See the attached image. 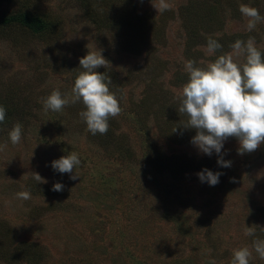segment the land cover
I'll list each match as a JSON object with an SVG mask.
<instances>
[{
    "label": "rangeland",
    "instance_id": "1",
    "mask_svg": "<svg viewBox=\"0 0 264 264\" xmlns=\"http://www.w3.org/2000/svg\"><path fill=\"white\" fill-rule=\"evenodd\" d=\"M167 2L171 10L158 13L152 0H87V9L80 0H35L55 20L52 30L0 24V101L15 109L0 123V264H230L245 246L250 264H264L253 249L264 240V143L241 155L230 137L209 156L178 111L187 61L205 67L250 37L264 56V21L249 32L239 11L246 4L264 16V0ZM124 4L126 20L113 9ZM16 8L0 0V18ZM94 9L104 22L87 16ZM208 38L222 48L208 54ZM89 50L107 59L96 71L122 108L105 135L87 130L81 102L43 107L53 90L71 94ZM17 123L22 136L13 145ZM71 152L81 160L76 180L52 167ZM220 156L231 166H220ZM205 168L221 173L218 184L201 182ZM57 182L63 191L52 190ZM20 191L31 198L18 199Z\"/></svg>",
    "mask_w": 264,
    "mask_h": 264
},
{
    "label": "clouds",
    "instance_id": "2",
    "mask_svg": "<svg viewBox=\"0 0 264 264\" xmlns=\"http://www.w3.org/2000/svg\"><path fill=\"white\" fill-rule=\"evenodd\" d=\"M152 4L158 13L171 10L172 7L167 0H152ZM239 11L247 19L246 29L249 32L264 21V16L256 7L240 4ZM221 48L217 40L208 38V54H214ZM230 48L232 52L219 55L205 67L195 66L193 60L187 61L185 70L189 78L179 93L178 111L187 116V121L181 125L196 129L191 142L201 153L209 156L213 151L220 154L224 142L230 137L238 139V153L241 155L254 152L264 143V56L251 37L246 42L236 40ZM234 56H244V63H237ZM107 64L101 52L97 54L89 50L87 55L80 58L79 65L83 71L76 77L71 94L62 95L59 89L53 90L43 100L44 110L59 112L66 105L81 102L85 110L79 115L86 122L87 130L93 135L107 134L109 119L119 116L122 111L117 97L110 92L111 81L107 80L104 73L96 71L101 66L106 68ZM5 116L6 109L0 105V123L5 120ZM21 136L22 126L17 123L9 132L11 143L18 144ZM6 147L7 144L0 145V151ZM217 163L222 167L231 166V161L224 160L222 156ZM79 165L81 160L75 152L52 161L54 170L70 174L72 180L79 177L76 171L73 172ZM220 175L207 168L198 173L201 182L211 186L219 183ZM33 179L37 183L46 182L37 172H34ZM63 188V184L57 182L52 190L63 191ZM16 196L21 200L31 198L28 191H20ZM260 230L264 231V228ZM255 232L253 227L244 229L246 236H254ZM253 249L264 260V240H254ZM252 254V250L246 246L235 249L230 264H250ZM208 264H216V261L210 259Z\"/></svg>",
    "mask_w": 264,
    "mask_h": 264
},
{
    "label": "trees",
    "instance_id": "3",
    "mask_svg": "<svg viewBox=\"0 0 264 264\" xmlns=\"http://www.w3.org/2000/svg\"><path fill=\"white\" fill-rule=\"evenodd\" d=\"M81 6H85L86 9L89 7V3H87V0H80ZM35 0H19L16 2L15 0H10L11 4L17 5L16 10L9 11L8 14H4L0 18V24L4 27L11 26V25H21L25 28H28L29 30L33 32H43L47 31L48 29H53L56 27L55 20L51 17H49L47 14L42 12L40 9H36L34 6ZM113 9H118L116 12L117 15L119 14L122 19L126 20V13L127 10L125 4L123 5H114ZM124 9V10H122ZM96 9L93 11L86 10V14L89 17V14L91 17H93V21L100 23L103 19L100 17V13L95 12ZM104 22V21H103ZM143 25V24H141ZM0 104L5 107L6 109V116L5 120L9 122L13 113L15 112V109L10 110L9 104L6 101H0Z\"/></svg>",
    "mask_w": 264,
    "mask_h": 264
}]
</instances>
